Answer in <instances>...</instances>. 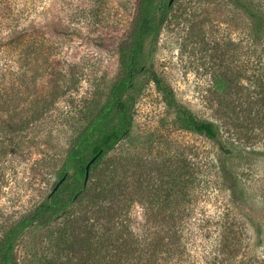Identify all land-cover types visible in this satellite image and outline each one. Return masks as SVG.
<instances>
[{"label":"rangeland","instance_id":"1","mask_svg":"<svg viewBox=\"0 0 264 264\" xmlns=\"http://www.w3.org/2000/svg\"><path fill=\"white\" fill-rule=\"evenodd\" d=\"M167 2L153 0L152 12ZM170 7L158 38L148 46L147 73L138 77L137 90L132 93L129 137L120 140L101 163L102 168L108 162L117 164L126 156L134 158L123 189L128 203L123 199L119 205L123 208L122 222L138 236L146 234V229L152 226L162 225H151L145 220L149 207L146 193L137 189L140 172L136 164L182 153L195 167L194 176L199 177L200 173L208 181L212 173L208 167L216 152L211 142L177 126L174 111L166 107L150 81L151 72L200 121L214 120V106L227 100L237 106L233 116L244 128L241 135L248 139L251 124L256 122L252 120L258 118V103L251 110L245 106L248 99L256 97L251 92L258 76V68H244L249 22L222 0H174ZM133 9L134 0H35L30 17L21 18L20 23L39 31L36 39L43 45L37 47L33 57L23 60L20 57L24 56L23 44L16 52L11 51L8 56L17 60L16 66L10 64L13 68L4 64L6 55L0 54V122L18 127L35 116L44 101L49 106L25 130L8 134L9 140L0 146V227L16 220L50 192L49 176L38 173L36 163L51 151L63 155L69 126L75 122L65 118L76 115L79 121L104 100L119 72L116 43L108 42V38L112 36L116 41L126 38ZM61 29L67 31L65 35H61ZM99 35L106 38L97 41ZM222 74L225 75L220 77ZM218 75L243 90L228 89L224 93L215 84L221 80L216 79ZM246 142L240 146L243 152L238 153V158H244L237 163L238 172L245 186L250 187L251 199H245L246 208L251 215L259 216L258 179L264 172V157L258 152L264 151L258 147V135ZM88 155L87 151L85 157ZM93 180L89 177L86 187ZM206 196L200 206H205L207 212L215 211L228 198L218 187L216 194ZM68 210L78 217L84 213V202L77 201ZM68 217L63 216L47 228L27 232L14 251L17 263L33 264L34 254L37 258L52 257L47 235L53 234ZM124 260L125 264L132 262V258ZM168 263L171 264L169 260Z\"/></svg>","mask_w":264,"mask_h":264},{"label":"trees","instance_id":"2","mask_svg":"<svg viewBox=\"0 0 264 264\" xmlns=\"http://www.w3.org/2000/svg\"><path fill=\"white\" fill-rule=\"evenodd\" d=\"M34 1L0 0V54L6 55L4 64L10 68L17 64V60L8 56L11 51L16 52L23 44L24 56H20L23 60L33 57L37 47L43 45L36 39L39 31L20 23L30 17ZM222 1L243 15L250 25L244 68H258V76L251 92L256 97L248 99L245 106L251 110L258 103V118L252 120L256 122L251 124L250 138L258 135V147L264 151V0ZM152 2L134 0L126 38L118 41L112 36L108 38V42L116 43L118 75L104 100L84 119L78 121L76 115L65 118L75 122L69 126L63 155L51 151L36 163V171L49 176L50 192L16 220L0 227V264H18L14 251L21 238L67 215V221L47 235L52 257L37 258L34 254L33 264H125V257L132 258L131 264H169L168 260L171 264H264V172L258 179L259 216H254L245 202L250 187L245 186L238 172L237 163L244 159L238 158V153L243 152L240 146L250 138L244 139L241 135L244 128L233 116L237 106L227 100L219 101L214 106V120L200 121L176 101L172 89L154 72L150 73V81L166 107L174 111L177 126L214 145L215 156L208 167L212 170L211 178L206 181L200 173L199 177L194 176L195 167L182 153L136 164L140 172L137 189L146 193L149 207L145 220L162 226H152L146 229V234L138 236L121 220L123 208L119 203L125 198V175L134 158L126 156L117 164L108 162L103 166L105 169L101 163L120 140L129 137L132 93L137 90L138 77L147 73L148 46L158 38L171 11L166 3L159 4L154 13ZM60 31L61 35L67 32ZM105 38L99 35L97 41ZM220 77L216 76L217 80H223L215 82L218 89L222 88L224 93L228 89L237 91L238 86ZM48 106L44 101L39 112L18 127L0 122V146L9 140L8 134L25 130ZM87 151L89 155L85 157ZM259 153L264 157V152ZM95 156L89 170V177L94 180L86 187L84 167ZM217 187L228 198L215 211L207 212L200 201L207 194H216ZM77 201L84 202V213L78 217L68 210ZM124 201L128 203L127 199Z\"/></svg>","mask_w":264,"mask_h":264},{"label":"water","instance_id":"3","mask_svg":"<svg viewBox=\"0 0 264 264\" xmlns=\"http://www.w3.org/2000/svg\"><path fill=\"white\" fill-rule=\"evenodd\" d=\"M173 2H174V0H168V2H167V6L170 7V6L172 5ZM96 157H97V156H95V157H93L92 159H90V160L88 161V163H87V164L85 165V167H84V170H85V172H84V181H83V185H84V186H85V185L87 184V182H88L89 174H90V173H89L90 166H91L92 163L95 161ZM63 180H64V178H63L59 183H61ZM56 187H58V185H57Z\"/></svg>","mask_w":264,"mask_h":264}]
</instances>
